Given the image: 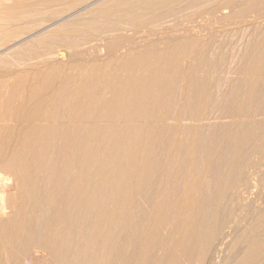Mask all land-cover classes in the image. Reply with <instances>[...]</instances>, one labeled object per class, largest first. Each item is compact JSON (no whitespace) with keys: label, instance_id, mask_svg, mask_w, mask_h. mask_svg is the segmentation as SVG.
<instances>
[{"label":"bare ground","instance_id":"bare-ground-1","mask_svg":"<svg viewBox=\"0 0 264 264\" xmlns=\"http://www.w3.org/2000/svg\"><path fill=\"white\" fill-rule=\"evenodd\" d=\"M18 1L10 5V11H6L15 16L19 10H27L23 7L28 2H33ZM93 1L87 0L83 7L71 13V18H62L25 41L30 43L23 42L9 49L11 52L14 50L16 57H23L37 48L51 46L53 49L60 44L53 52L50 51V57L55 60V64L48 63L49 70L42 72V69L37 67L31 76H26L29 71L17 72L15 69L16 77H13V74L12 79L8 75L11 77V80L8 77L9 85L0 87V264H105L106 261L98 257L99 250L102 247L104 251L109 250L113 239L117 237L116 232L119 234V229L115 232L117 224L114 226L118 219L115 215L118 210L111 209L112 214L107 216V203L114 201L115 206H120L119 201L123 198L129 199L138 195V187L145 184L143 177L146 176L145 180L149 179L146 174L151 171L148 169L146 172L148 157L157 147L156 142H153L157 135L155 138L152 135L156 134L159 128L155 125L156 122L163 119L155 107H164L167 100L164 97L165 92L163 94V91H160L162 82L159 76L166 75L164 73L167 70L164 67L167 63L164 61V64H155L152 62V56L158 54L161 45L165 46L167 51L170 47L173 49V44L183 37L171 29L169 32L167 26L164 33L161 28L162 32L159 33L163 34L162 36L158 34L159 37L147 40L149 35L156 37L158 32V29L148 24L152 21L160 22L158 19L162 18L163 14L177 9L178 5L187 0ZM210 1L212 5L206 12L210 19H220L219 13L224 17V9L241 5L256 6V15L261 18L264 16V0ZM41 2L37 3L36 0V4ZM42 13L39 15L42 16ZM36 14L37 12L35 16ZM123 23H131L135 26L134 30L147 29V32H144L148 34L144 37L145 43L142 41V46L136 45L130 34H121L122 30L128 31V28H132L123 27ZM120 24L124 29L117 27ZM100 27L116 29L119 33L102 35L101 39L105 42L103 48L83 46V49L79 50L78 35L91 33L96 29L98 32ZM186 32H190V29L186 28L182 36H186ZM72 46L74 49L76 46L78 50H71L69 53L67 49L73 48ZM101 53L105 55L104 60ZM67 61L68 65H65ZM39 67L42 66L39 64ZM164 69L166 72L163 73ZM263 70L257 73H264ZM161 78L164 79L162 76ZM4 85H7L6 82ZM14 98L17 102L12 100ZM153 143L156 147H152ZM256 146L255 158L246 163L243 170L242 165L239 178L237 175L239 181L234 192L232 191V203L235 200L243 201V189L250 188L249 178L256 177L257 182L264 179V175L260 177L264 167V133ZM152 148L154 149L151 151ZM168 152L171 154L174 151ZM237 153L234 152V156ZM252 182L250 185L253 186ZM254 183L256 184V181ZM258 185L260 186V182ZM232 203L221 201L218 205L220 215L214 225L216 236L223 234L221 232L228 223H234L236 227L232 239L233 246L237 249L233 255L227 256L228 259L223 264H264V212L257 211V217H253L252 220L258 223L256 228L253 227L254 223L253 230H249V227L244 230V227L240 228L237 224V214L235 215L231 208ZM185 205L186 203L183 206ZM238 206L241 207V203ZM244 206L251 208L249 203L244 204L242 208ZM122 208L121 206V210ZM124 209L123 211H126ZM230 216L233 219L229 220ZM180 231L177 232L179 235ZM245 242L246 245H243ZM38 253L40 255L37 259H33V254Z\"/></svg>","mask_w":264,"mask_h":264},{"label":"rangeland","instance_id":"rangeland-1","mask_svg":"<svg viewBox=\"0 0 264 264\" xmlns=\"http://www.w3.org/2000/svg\"><path fill=\"white\" fill-rule=\"evenodd\" d=\"M17 1L0 0V8H2L0 9V71L6 73H0L1 88L9 85L8 77H12L13 74V77H16V71L26 73L29 71L26 76H31L34 68H41L44 72L49 70L48 63L50 65L55 64V60L51 59L50 55L52 56L51 52L60 44L54 48L52 46L53 49L51 46L45 47L43 45H41L43 46L40 47L41 49H35V47L31 54L23 57H16L13 53L14 50L11 52L9 49L23 42L25 44L30 43V41H25L62 18H69L71 13L83 7L87 0H74L75 2L73 0H57V2H55L56 0H37V3L42 1L41 4H36V0H29L33 2H28L23 7L27 10H17V14L14 12L17 16H14L13 11L11 12L13 15L9 13L12 9L10 5ZM19 1L22 2V0ZM96 1L102 0H94L93 2ZM222 1L225 2L226 0ZM67 5L69 6L67 7ZM211 5L210 0H187L178 5L177 9L173 10L174 12L170 11L163 14V17L158 19L160 22L152 21L148 24L154 26L156 30L158 29L155 34L156 37L150 35L147 37L146 28L134 30L135 26L131 23L122 24L125 28L132 27L131 29L128 28V31L123 27L121 28V24L117 26L124 29L121 34L133 36V42L139 46L146 37L148 40V38L154 39L162 36L163 34L160 33L162 31L164 33L168 27V31L171 29L183 38L175 42L174 46L172 45L173 49L169 48L171 51H167L166 47L161 45L158 54L155 53V56H152V62L155 64L160 62L158 63L160 65L161 62L164 64L166 61L165 66L168 67L163 66L167 70V72L165 69L163 71V73L166 72L164 73L166 75L163 76L161 72L162 75H159L162 90L160 83L158 89L163 91V94L165 92L167 96L164 94V97L167 100L164 107L159 109L155 107L159 111L160 118L163 117L162 120L157 121L158 124L156 122L155 125L159 128L156 127V134L152 135L153 138L157 135L156 139L152 138L157 147L154 143L152 144V147L155 146L156 148L151 149V151L154 149L152 152H155L150 151L152 155L150 154L148 157L146 172L148 169L151 171L149 170L150 173L146 174L149 179L145 180L146 176L143 177L145 184L143 183L142 187L139 186L141 188L138 187V195L129 197V199L123 198L119 201L120 206H115L116 202L114 201L107 203V216L112 214L111 209L120 210V212L117 211L115 214L118 219L114 224V226L117 224L115 232L119 229V231L117 230L119 234L116 232L117 237L113 239L114 242L108 248L109 250H105L106 253L109 252L110 254L105 253L104 247L99 250L98 257L105 260V264H223L224 261H227V256L233 255L232 253H235L237 249L236 246H233L232 239L235 234V224L228 223L224 231L221 232L223 234H217V236L214 234V225H216V219L220 215L218 205L221 201L226 204L232 203V193L239 181V171L242 165H244L243 170L246 163L248 164L255 158L256 145L264 133V73L260 72L261 75L257 73V71L264 69V64H261L264 62V16L261 18V16L256 15V6L241 5L224 9V17L219 13L220 19L219 17H217L218 19H210L206 12ZM34 6L36 8L32 9L31 7L34 8ZM3 9L5 11L9 9L6 11L7 14ZM36 12L38 16L37 14L35 16ZM41 13L44 17L39 15ZM37 20L39 21L36 22ZM63 22V24L66 23L65 20ZM100 28L101 30L99 29L98 32L97 29L96 31L93 30L92 34H76L80 41V43L78 42L79 45L77 44L78 49L82 50L83 46L85 48L88 46L103 48L105 42L101 39L102 35L107 33L106 36H108L119 33L116 29L110 30L109 27H107L109 29ZM161 28H163L162 31ZM186 28L190 29V32H186V36H182ZM176 33L175 35H177ZM158 34L160 35L158 36ZM48 35L46 34V36ZM73 35L75 36L74 33ZM40 36L37 37L40 38ZM79 37L84 39L80 40ZM76 46L75 49L74 46L68 48L69 53L71 50H78ZM104 52L102 51V53ZM102 53L104 60L105 55ZM67 63L68 61L65 65H68ZM34 64H38V66ZM39 64L42 67L45 66L46 69L39 67ZM120 70L122 69L120 68ZM142 71H140L141 74H144ZM13 77L12 79H14ZM4 80L7 85H4ZM12 100L17 102L15 98ZM164 113L165 115H163ZM251 130L253 131L251 132ZM169 150L174 152L170 154ZM234 152L238 153L234 156ZM263 168L260 177L264 175ZM252 178H249V180L251 179L249 182L253 181V186L249 183L250 188L242 191L243 201L235 202V200L231 207L234 214H237V218H235L237 224L240 228L244 227V230L248 227L249 230L251 228L253 230V227L256 228L258 223L252 219L254 216L257 217L255 214L258 212H264L262 211L264 210V179L262 182L261 179L257 182L256 177L252 176ZM259 182L260 186L258 185V187L257 183L259 184ZM252 191L254 192L250 195ZM184 203L187 206H183ZM240 203L241 207L238 206ZM247 203L251 204V208L245 206L242 208ZM121 206L125 209L128 206L129 210L123 211ZM119 207L120 209H116ZM107 208L109 212H107ZM245 208L249 210L247 211ZM252 209L254 210L252 211ZM126 215H129L130 218ZM239 216L241 220L238 218ZM232 217L230 216L229 220ZM179 230H181V235L177 233ZM172 234L173 236H171ZM243 245H246V242ZM39 255V253L33 254L32 258L37 259Z\"/></svg>","mask_w":264,"mask_h":264}]
</instances>
